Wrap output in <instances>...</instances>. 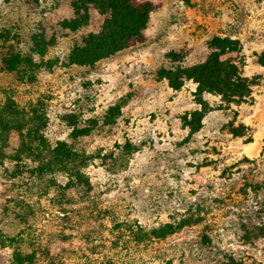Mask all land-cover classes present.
Here are the masks:
<instances>
[{
	"label": "rangeland",
	"instance_id": "374dc122",
	"mask_svg": "<svg viewBox=\"0 0 264 264\" xmlns=\"http://www.w3.org/2000/svg\"><path fill=\"white\" fill-rule=\"evenodd\" d=\"M73 1L0 0L9 39L0 37V105L39 100L44 136L89 156L92 186L60 192L63 173L40 177L29 160L13 161L11 131L0 148V264H12L16 250L47 264H264V236L251 229L264 225V0H140L156 6L145 40L92 66L68 55L104 17L90 8L87 25L64 28ZM35 32L52 44L34 58V81H20L2 58L10 44L29 52ZM215 36L239 42L222 58L235 61L251 95L227 108L202 94L197 124L196 84L173 89L159 74L203 61ZM168 224L179 228L146 236Z\"/></svg>",
	"mask_w": 264,
	"mask_h": 264
},
{
	"label": "trees",
	"instance_id": "16d2710c",
	"mask_svg": "<svg viewBox=\"0 0 264 264\" xmlns=\"http://www.w3.org/2000/svg\"><path fill=\"white\" fill-rule=\"evenodd\" d=\"M155 7L150 1L140 0H74V18L64 22V28L74 31L87 25L90 8H94L104 19L98 32L88 33L82 39V44L70 51L68 63L92 66L99 60L142 43L145 40L144 32L149 15ZM7 35V32L0 33L5 42H9ZM30 42L29 52L14 49L10 44L8 52L2 58L6 69L14 72L20 81H34L35 73L41 67L34 58H42L52 44L43 32L33 33ZM208 49L209 53L203 61L188 67L177 65L175 68L164 69L159 74L173 89L180 88L187 79L196 84L195 96L200 109L190 115L197 124L206 112L202 94L220 96L221 103L227 108L231 104L244 102L251 95L250 81L242 75L235 61L230 57L222 58L227 53L238 52L239 42L229 37L215 36L208 42ZM170 59L175 61L172 57ZM39 104L37 100L30 103L27 109L19 108L13 101L0 105V148L5 147L9 134L14 131L18 136V147L13 161L29 160L35 165L34 172L40 177L45 174L63 173L67 180L64 185L57 184V190L60 192L75 189L86 193L91 191L92 186L84 172L89 156L76 153L67 143L60 142L52 146L48 142L43 133L46 114ZM178 228L179 225L168 224L152 228L146 236L150 240H160L175 233ZM251 229L254 237L264 236V225L254 224ZM45 256L49 257V253L45 252ZM47 263L42 262L36 252H13L12 264ZM49 264L55 263L50 259ZM225 264L243 262L229 257Z\"/></svg>",
	"mask_w": 264,
	"mask_h": 264
}]
</instances>
